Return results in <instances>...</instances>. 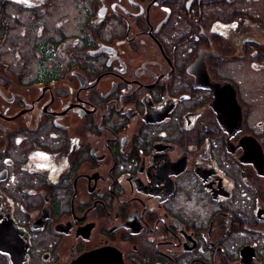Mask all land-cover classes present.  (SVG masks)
Wrapping results in <instances>:
<instances>
[{
    "label": "flooded vegetation",
    "instance_id": "af4514ba",
    "mask_svg": "<svg viewBox=\"0 0 264 264\" xmlns=\"http://www.w3.org/2000/svg\"><path fill=\"white\" fill-rule=\"evenodd\" d=\"M21 251L264 264V0H0V264Z\"/></svg>",
    "mask_w": 264,
    "mask_h": 264
},
{
    "label": "clouds",
    "instance_id": "9594fccd",
    "mask_svg": "<svg viewBox=\"0 0 264 264\" xmlns=\"http://www.w3.org/2000/svg\"><path fill=\"white\" fill-rule=\"evenodd\" d=\"M172 207L175 211L180 212L187 217H198L200 220L207 219L212 211L211 206L207 205L206 202H201L195 195L189 200L185 192H181L176 196Z\"/></svg>",
    "mask_w": 264,
    "mask_h": 264
},
{
    "label": "water",
    "instance_id": "95a60500",
    "mask_svg": "<svg viewBox=\"0 0 264 264\" xmlns=\"http://www.w3.org/2000/svg\"><path fill=\"white\" fill-rule=\"evenodd\" d=\"M22 250H23V247H22ZM88 259H92V257H90ZM10 260H11V264H24L23 263V260H24V252L21 251V253L19 255H15L12 252ZM74 264H77V262L74 263Z\"/></svg>",
    "mask_w": 264,
    "mask_h": 264
}]
</instances>
